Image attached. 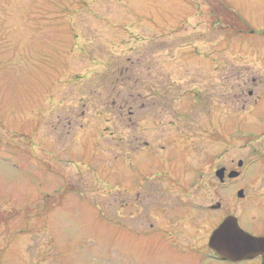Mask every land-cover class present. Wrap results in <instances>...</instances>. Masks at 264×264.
I'll use <instances>...</instances> for the list:
<instances>
[{
  "label": "rangeland",
  "instance_id": "374dc122",
  "mask_svg": "<svg viewBox=\"0 0 264 264\" xmlns=\"http://www.w3.org/2000/svg\"><path fill=\"white\" fill-rule=\"evenodd\" d=\"M184 35L192 40L183 44L187 59L193 58L195 39L211 37L216 61L226 56L232 64L231 84L239 85L236 79L242 82L255 66L264 63V0H0V210L23 211L26 232L32 224L31 215L26 214L39 205V264H227L202 260L201 254L186 250L174 256L165 253L169 237L158 225L147 233L137 231L142 223L163 220L155 211L144 219L141 208L151 199L134 197L137 208L118 210L127 195L121 187L122 194L114 190L119 172L110 173L121 169V161L119 166L112 163L114 122L107 121L116 116L110 105L114 95L128 90L118 86V72L107 65L110 53L122 56L125 67L127 57L135 61L140 56L131 55L130 48L139 51L147 46L159 51L176 45ZM207 44L203 49L210 51ZM159 54L152 65L166 58ZM208 65H204L206 71ZM169 67V85L192 76V71L181 75L176 65ZM99 100H104L100 107L96 106ZM168 105L176 111L175 103ZM192 105L190 101L181 106L180 118H194L189 114ZM85 111V119L75 125L77 114ZM97 111L105 114L97 116ZM164 113L168 120L176 118L173 112ZM68 122H73L71 128L61 129ZM86 122H95L92 134ZM82 123L85 129H81ZM226 124L224 133L213 132L210 138L217 142L227 134L228 144L215 143L210 151L216 154L226 148L223 165L230 169L243 161V177L223 192L212 167L203 163L204 150L194 153L190 167L187 154L179 157L183 182L193 184L189 199L180 195L186 206L180 235L183 242L198 239L202 244L211 227L227 216L248 214L252 219L257 215L254 209L243 213L236 195L240 189L261 190L264 165L252 161L261 146L264 150V141H255L262 136L256 129L258 123L242 113ZM128 170L120 173L126 183L132 174ZM146 175L142 170L130 178L145 182ZM168 195L165 197L171 200ZM219 203L220 210L212 209ZM189 217L194 219L193 229ZM240 225L247 228L249 224L241 220ZM16 231L19 235L13 237L16 241L6 264H32L30 259L20 258L21 233ZM28 237L30 241L24 244L35 239L31 234ZM47 250L53 251L50 257Z\"/></svg>",
  "mask_w": 264,
  "mask_h": 264
},
{
  "label": "flooded vegetation",
  "instance_id": "af4514ba",
  "mask_svg": "<svg viewBox=\"0 0 264 264\" xmlns=\"http://www.w3.org/2000/svg\"><path fill=\"white\" fill-rule=\"evenodd\" d=\"M184 36L186 38L181 37L180 42L176 45L157 47L160 48L159 51L154 49L153 52L147 46L140 48L139 51L135 48H130L131 55L140 54V56L135 61H133L132 57H127L125 67L123 66L124 61L120 60L122 56H117L114 52L110 53L111 61L107 65L111 66L112 72H118V76H120V79H117V81L119 80L117 82L118 86L120 88L127 87L128 89L126 94L124 92L121 95L119 91L116 96H113L110 106L114 109L113 113H115L116 117L113 121H107L114 122L112 126L114 136L112 145L114 158L112 159V163L117 166L121 161V169L118 168L117 171L110 172L111 174L119 172L115 180L116 184L113 187L119 194L123 192L118 188H123L127 195V201L118 206V210H124L127 207L137 208L136 204L138 203L134 200V197L139 198L141 195L149 197L151 201L145 202L144 207L141 208L144 219L147 220V215L151 211H155L163 220L158 224L151 222L149 224L142 223L139 226L140 230L137 231L147 233L159 226V229L164 231L169 237L165 241V247L167 248L165 253H169L170 255H173V253L180 254L186 250L189 253L201 254L202 260L212 259L227 264H264L263 256L238 262L223 261L217 258L215 252L210 249L209 242L210 237L221 222L211 227L210 235H208V238H205L206 241L202 244H199L198 239L185 240V243L180 239V235H182L184 229L182 219L184 218V209L186 208V206H182L183 203L180 195L186 196L189 199L193 184L189 186L183 182L181 176L183 171L179 168L182 163L179 157L184 153L187 154L190 167L194 153L204 150L205 153L202 156L203 163L212 167V172L217 177L219 188L223 192H226L232 184L235 185L243 177L242 169L245 167V164L243 161H239L236 169L225 167L223 161L227 156V149L224 148L223 152L216 154L212 153L210 149L214 147L215 143L228 144L227 134L224 139L217 142L210 138V134L212 135L216 131L223 132L224 129L227 130V121L231 120L233 116L237 119L238 116L245 113L258 123L256 129L262 136H257L255 141H258L260 144L264 141V113L261 111L262 89H264V63L261 62L258 66H255L256 70H252L251 76L253 78L251 80V76H246L242 79V82L238 79L235 80L239 82V85L231 84L232 64L226 60V56H223L222 61L221 59L216 61V53L212 52L214 40L211 37L206 38L207 41L205 39H195L192 49L196 53H192V59H187L186 55L189 53L186 52L185 47L187 46L183 44L192 40H189L188 36ZM207 42L208 46L206 48H210V51L203 49L204 44ZM148 51L151 52L148 54ZM158 52H161L159 57L166 58L162 59L161 66L157 63L154 66L152 65L153 58L158 55ZM206 63H209L207 71L204 67ZM171 65H176V72L181 75L192 71L191 78L188 80L186 78L183 79V83L179 79L181 84L175 82L169 85L168 81L171 76L169 74V66ZM247 77L249 78L245 79ZM186 81L187 83L185 84L184 82ZM251 86L254 89L247 91L248 87ZM166 87L171 88V92H167ZM169 95H172V97ZM152 100L155 102H152ZM190 101L193 102V105L189 109V114L194 118L188 121L185 118H180L181 115L178 114V111L181 110V106L184 103H189ZM171 102L177 105L176 111L172 110L168 105ZM103 104L104 100H99L96 106L100 107ZM165 110L173 112L176 118L168 120V116L164 113ZM56 112H59V110L56 109ZM101 114L103 116L105 112L97 111L96 113L97 116ZM85 115L86 111L78 113L75 125H78L81 119H85L83 117ZM95 118L97 119L96 121H99L98 117ZM180 119H183L182 124L180 123ZM95 122H86L88 125L86 129L90 134L96 129L94 126ZM72 124L73 122H68V125L62 124L61 129L68 130ZM80 127H82L81 129H85L84 123ZM242 130L244 133L247 129ZM66 133L70 132L66 131ZM83 134L81 137H83ZM244 135H247V133ZM175 137H180V139L172 142L171 138ZM22 150L24 151L25 147ZM262 150L261 146L259 154L257 152L256 158L252 161L264 165V150ZM240 162H242V166H240ZM127 167H129L128 171L132 172L130 174L133 177L142 170L146 172V181L137 182L130 178L131 175L128 174L129 180L126 183L122 180L123 178H121L120 173L123 170L126 171ZM147 169H150V172L146 171ZM220 170H224L222 177L217 175V172ZM232 173H237L238 176L230 178ZM212 182L214 183L215 179H212ZM260 183L261 186L259 188L261 190H250V192L244 189L238 190L236 204L240 205L243 213H249L248 211L251 209L257 212L256 216H251L252 219H250L248 214L244 215L245 217L243 218H238L239 224L241 220L243 223L248 222L249 224L247 228L240 225L241 228L253 237L264 238V172L260 176ZM240 191L243 194L242 198L238 196ZM167 194H169L168 196H170L171 200L165 197ZM233 199H235V196ZM37 202L39 204V198ZM115 202H117V199ZM154 203L155 207L152 208ZM179 203H181V206ZM217 206H219L217 210H220L221 204L219 203ZM36 207L39 208V205H33V210L26 214L31 215L32 220V224L30 226L27 225L26 232H23V229H25V223L23 222L25 215L23 211L6 212L5 210H0V264L8 262L7 258L16 241V238L13 237L19 235L16 229L20 230L21 233L18 245L21 260L26 258L30 259L32 264H39L40 252L38 243L36 242V225L39 226L40 211ZM44 213H50V211H45ZM169 215H171L170 218ZM187 222L191 229L196 226L192 217H189ZM30 229L31 233L29 232ZM29 234L34 235L35 239L31 240L32 243L27 242L24 244V241H30ZM193 235L194 233L190 236ZM46 253L48 254L47 257H50L53 251L47 250Z\"/></svg>",
  "mask_w": 264,
  "mask_h": 264
},
{
  "label": "water",
  "instance_id": "95a60500",
  "mask_svg": "<svg viewBox=\"0 0 264 264\" xmlns=\"http://www.w3.org/2000/svg\"><path fill=\"white\" fill-rule=\"evenodd\" d=\"M242 166V162H240ZM224 170L217 172L222 177ZM237 173H232L230 178H236ZM239 198L243 197L242 192L238 193ZM215 206L213 209H218ZM209 247L216 256L223 261H243L264 257V238L253 237L245 232L239 225L238 219L229 216L217 227L210 237Z\"/></svg>",
  "mask_w": 264,
  "mask_h": 264
}]
</instances>
